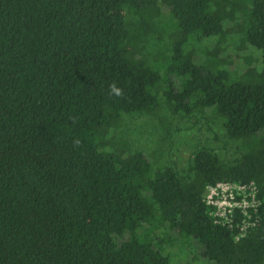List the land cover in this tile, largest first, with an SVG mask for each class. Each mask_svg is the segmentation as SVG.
<instances>
[{
	"label": "trees",
	"instance_id": "obj_1",
	"mask_svg": "<svg viewBox=\"0 0 264 264\" xmlns=\"http://www.w3.org/2000/svg\"><path fill=\"white\" fill-rule=\"evenodd\" d=\"M251 182L241 235L204 195ZM192 243L264 264V0H0V264H177Z\"/></svg>",
	"mask_w": 264,
	"mask_h": 264
},
{
	"label": "built area",
	"instance_id": "obj_2",
	"mask_svg": "<svg viewBox=\"0 0 264 264\" xmlns=\"http://www.w3.org/2000/svg\"><path fill=\"white\" fill-rule=\"evenodd\" d=\"M256 198L257 187L253 182L244 185L218 183L207 187L204 202L213 209L210 215L218 223L220 221L232 226L234 218L239 216L238 226L241 235H244L256 224L253 221L259 206Z\"/></svg>",
	"mask_w": 264,
	"mask_h": 264
},
{
	"label": "rangeland",
	"instance_id": "obj_3",
	"mask_svg": "<svg viewBox=\"0 0 264 264\" xmlns=\"http://www.w3.org/2000/svg\"><path fill=\"white\" fill-rule=\"evenodd\" d=\"M224 47H225V50H224L225 53H224L223 57H226L227 60L231 63L229 66V69L231 71L238 72V73L245 72L247 70V68L249 67V65L246 64V61L244 60L245 58H251V62H250L251 66H254L255 61H256L258 56L256 55V53H253L252 50H247L246 52L240 53L239 51L231 48L229 43H227ZM205 134H207V132L205 130H202L199 134V137L203 139ZM187 156H188V151H187L186 146L181 145V147L179 148V151L177 152V156L174 160L185 161L187 159L186 158ZM191 247L194 248V251L191 252V254H190V253H188V251H190V250H186L187 246H185L184 250H186L185 252H187L188 255L184 259L179 261L177 264L190 263L192 261L193 257H195L197 259V261L199 262V263H195V264H203V263H200L203 261V258L201 256L203 253V248L196 246L195 243L194 244L192 243Z\"/></svg>",
	"mask_w": 264,
	"mask_h": 264
},
{
	"label": "clouds",
	"instance_id": "obj_4",
	"mask_svg": "<svg viewBox=\"0 0 264 264\" xmlns=\"http://www.w3.org/2000/svg\"><path fill=\"white\" fill-rule=\"evenodd\" d=\"M112 91H113L117 96L120 95V90H119V89H116V88L113 87Z\"/></svg>",
	"mask_w": 264,
	"mask_h": 264
}]
</instances>
